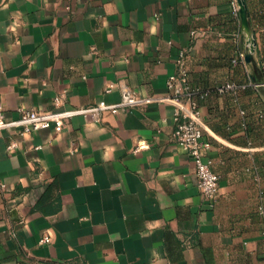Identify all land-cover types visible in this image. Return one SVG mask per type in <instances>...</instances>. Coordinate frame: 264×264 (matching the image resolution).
I'll return each mask as SVG.
<instances>
[{"label":"crops","instance_id":"crops-1","mask_svg":"<svg viewBox=\"0 0 264 264\" xmlns=\"http://www.w3.org/2000/svg\"><path fill=\"white\" fill-rule=\"evenodd\" d=\"M232 2L0 0L8 120L62 95L72 108L118 103L123 87L164 98L182 63L193 87L238 86L198 100L212 200L173 138L172 101L59 135L0 131V264H264V0H245L253 52Z\"/></svg>","mask_w":264,"mask_h":264},{"label":"built area","instance_id":"built-area-1","mask_svg":"<svg viewBox=\"0 0 264 264\" xmlns=\"http://www.w3.org/2000/svg\"><path fill=\"white\" fill-rule=\"evenodd\" d=\"M231 6L234 13L239 15L240 7L237 0H233ZM261 68L264 75V61ZM166 85L170 94L164 98L139 97L135 92L123 87L122 97L118 103L90 107H68L66 97L62 95L54 100L56 110H23L21 117L15 120L6 119L3 106L0 103V131L13 129L20 130L22 133H31L52 129L55 135H59L63 132L69 120L75 117L90 118L99 123L105 113L118 115L127 109L145 107L156 102L172 101L176 104L173 116L176 129L173 138L183 150L189 153L193 160L199 191L206 199L212 200L219 191L220 177L213 171L212 162L205 159V153L210 149V145L204 139L198 100L213 93L219 95L235 93L238 86L225 84L214 90L193 87L189 82L188 72L183 63L180 65L178 73L167 79ZM111 89L112 87L107 92H110ZM62 107L63 109H61ZM138 149H142V145H139ZM260 210L263 211L262 208ZM49 242L48 237L41 241L42 244Z\"/></svg>","mask_w":264,"mask_h":264},{"label":"water","instance_id":"water-1","mask_svg":"<svg viewBox=\"0 0 264 264\" xmlns=\"http://www.w3.org/2000/svg\"><path fill=\"white\" fill-rule=\"evenodd\" d=\"M239 7H240V17H241V21H242V25L243 28L245 29V31L249 34L250 36V43L252 44L251 46V51H254V40L252 38V34H251V29L249 26V21H248V9H247V5L245 0H237ZM250 56L246 57V60L249 61L250 60Z\"/></svg>","mask_w":264,"mask_h":264}]
</instances>
